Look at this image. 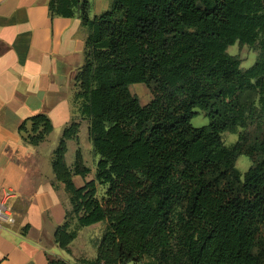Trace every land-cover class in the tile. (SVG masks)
Wrapping results in <instances>:
<instances>
[{
  "label": "trees",
  "instance_id": "16d2710c",
  "mask_svg": "<svg viewBox=\"0 0 264 264\" xmlns=\"http://www.w3.org/2000/svg\"><path fill=\"white\" fill-rule=\"evenodd\" d=\"M110 1L94 16L92 0L49 2L52 18L79 13L88 28L73 89L100 156L94 178L77 186L73 176L91 169L79 147L68 166L80 124L66 126L52 168L77 224L68 213L54 241L70 252L80 228L105 222L83 264H264V135L230 146L222 136L264 121V0ZM236 43L259 48L251 67L228 51ZM135 83L151 88L149 103L131 93ZM198 108L208 125L191 124ZM19 131L36 146L54 128L37 113ZM242 154L253 160L243 174Z\"/></svg>",
  "mask_w": 264,
  "mask_h": 264
},
{
  "label": "crops",
  "instance_id": "0c3cea01",
  "mask_svg": "<svg viewBox=\"0 0 264 264\" xmlns=\"http://www.w3.org/2000/svg\"><path fill=\"white\" fill-rule=\"evenodd\" d=\"M49 2L0 0V197L6 187L18 193L11 201L17 220L0 229V264H49L51 258L76 264L74 256L79 254L73 245L81 233L103 223L80 228L69 245L70 252L54 241L55 230L66 221L72 205L62 207L57 202L56 194L65 184L55 178L52 161L56 145L50 140L73 121L78 122V141L67 142L69 158L81 148L83 125L89 129V119L82 117L72 91L78 69L85 62L88 28L79 13L52 18ZM111 5L110 0H92L90 13L100 15ZM37 113L49 116L54 131L39 145H28L19 126ZM82 154L88 167L83 150ZM67 162L73 169L75 160ZM90 169L85 179L73 176L77 186L92 178ZM102 230L104 225L94 242H99Z\"/></svg>",
  "mask_w": 264,
  "mask_h": 264
},
{
  "label": "rangeland",
  "instance_id": "374dc122",
  "mask_svg": "<svg viewBox=\"0 0 264 264\" xmlns=\"http://www.w3.org/2000/svg\"><path fill=\"white\" fill-rule=\"evenodd\" d=\"M228 51L231 54L237 55L241 59V66L244 69H247L251 67V65L254 64L260 52L258 47H251L247 44L241 45L239 43L231 45ZM72 91H73V96H74V89ZM130 91L132 94L140 98V101L143 105L146 103H149L153 99L152 90L145 83L131 84ZM197 111H198V114H196L191 119V124H193L195 127H201L204 125H208L210 121V117L202 109L198 108ZM83 127L84 129L82 131L80 146L82 150L84 151V154L87 157V160H88L87 165H89L92 168V173L89 176L94 178L95 176L94 174L96 172V167H97V160H99L100 156L94 153L93 144L89 136V129L85 128V125H83ZM240 134L243 135V141L245 142L252 143L258 140L264 135V121L258 124H251L245 128L238 127L236 131L224 132L222 136H223V140L225 144L227 146H230L231 144L235 143L239 139ZM61 136H62L61 131H59L58 133H55V135L51 137L50 143H54V145H56L57 147ZM68 157L69 158L67 159L69 161V164H73V160H75L76 158L75 153L69 154ZM95 157L97 160L95 159ZM252 164H253V160L245 154L240 155L236 161V166L239 168L242 174L245 173ZM105 190H106V187L98 183V197H102L105 194ZM56 195H57V202L60 206L69 207L72 205L71 199H70V193L66 190V188H64V190L58 191ZM68 213H70L69 221L71 222V224L76 223L75 221H77V218L75 217V215L71 212H68ZM103 225L105 229L106 223L103 222L99 226L92 227L89 231L86 230V233H83V234L81 233L79 240H78L79 242H76L75 243L76 245L75 244L73 245L75 246V249L79 254L78 257L74 256V258L76 259L75 261L77 262L76 264H83L82 261L84 260L91 261L93 257L97 255L98 242H94L93 239L96 240V237H99L101 233L100 228ZM102 231L104 232V230ZM262 236H263V241H264V227L262 231ZM84 241L86 242L85 246H83Z\"/></svg>",
  "mask_w": 264,
  "mask_h": 264
},
{
  "label": "built area",
  "instance_id": "2783aa9c",
  "mask_svg": "<svg viewBox=\"0 0 264 264\" xmlns=\"http://www.w3.org/2000/svg\"><path fill=\"white\" fill-rule=\"evenodd\" d=\"M17 190L13 187L4 188L0 197V229L4 230L17 220L11 201L17 197Z\"/></svg>",
  "mask_w": 264,
  "mask_h": 264
}]
</instances>
